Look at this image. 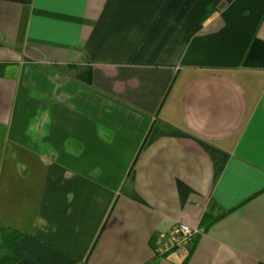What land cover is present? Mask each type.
Listing matches in <instances>:
<instances>
[{"label": "crops", "instance_id": "0c3cea01", "mask_svg": "<svg viewBox=\"0 0 264 264\" xmlns=\"http://www.w3.org/2000/svg\"><path fill=\"white\" fill-rule=\"evenodd\" d=\"M0 264H264V0H0Z\"/></svg>", "mask_w": 264, "mask_h": 264}, {"label": "built area", "instance_id": "2783aa9c", "mask_svg": "<svg viewBox=\"0 0 264 264\" xmlns=\"http://www.w3.org/2000/svg\"><path fill=\"white\" fill-rule=\"evenodd\" d=\"M199 233L197 228L186 223H178L167 234L156 237L154 252L160 257L174 252L183 258L187 257Z\"/></svg>", "mask_w": 264, "mask_h": 264}]
</instances>
